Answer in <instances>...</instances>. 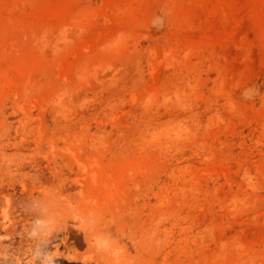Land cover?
<instances>
[{
	"label": "rangeland",
	"instance_id": "obj_1",
	"mask_svg": "<svg viewBox=\"0 0 264 264\" xmlns=\"http://www.w3.org/2000/svg\"><path fill=\"white\" fill-rule=\"evenodd\" d=\"M0 264H264V0H0Z\"/></svg>",
	"mask_w": 264,
	"mask_h": 264
},
{
	"label": "bare ground",
	"instance_id": "obj_2",
	"mask_svg": "<svg viewBox=\"0 0 264 264\" xmlns=\"http://www.w3.org/2000/svg\"><path fill=\"white\" fill-rule=\"evenodd\" d=\"M100 242V241H99Z\"/></svg>",
	"mask_w": 264,
	"mask_h": 264
}]
</instances>
